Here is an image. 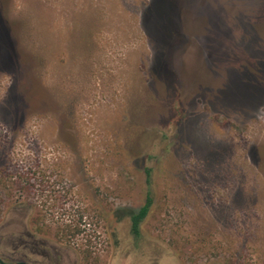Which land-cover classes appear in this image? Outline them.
<instances>
[{
  "label": "rangeland",
  "instance_id": "1",
  "mask_svg": "<svg viewBox=\"0 0 264 264\" xmlns=\"http://www.w3.org/2000/svg\"><path fill=\"white\" fill-rule=\"evenodd\" d=\"M21 209L112 264H264V0H0Z\"/></svg>",
  "mask_w": 264,
  "mask_h": 264
},
{
  "label": "flooded vegetation",
  "instance_id": "2",
  "mask_svg": "<svg viewBox=\"0 0 264 264\" xmlns=\"http://www.w3.org/2000/svg\"><path fill=\"white\" fill-rule=\"evenodd\" d=\"M31 213L21 209L0 214V264H112L111 251L102 261L97 252L75 243L71 236L76 234L70 231L63 229L57 239L51 238L44 222Z\"/></svg>",
  "mask_w": 264,
  "mask_h": 264
},
{
  "label": "trees",
  "instance_id": "3",
  "mask_svg": "<svg viewBox=\"0 0 264 264\" xmlns=\"http://www.w3.org/2000/svg\"><path fill=\"white\" fill-rule=\"evenodd\" d=\"M147 183L148 185L151 184L150 178L147 179ZM152 205H153V196L151 193V189H148L146 201L139 210L126 209L123 211V215L126 214L127 216L130 217L132 221V232L135 235L140 234V230H139L140 224L142 220L148 215Z\"/></svg>",
  "mask_w": 264,
  "mask_h": 264
}]
</instances>
